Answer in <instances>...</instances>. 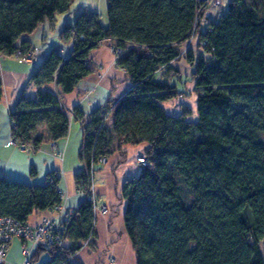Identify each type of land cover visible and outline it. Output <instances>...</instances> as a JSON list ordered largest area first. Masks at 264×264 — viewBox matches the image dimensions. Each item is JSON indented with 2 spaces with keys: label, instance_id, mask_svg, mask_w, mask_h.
Instances as JSON below:
<instances>
[{
  "label": "trees",
  "instance_id": "16d2710c",
  "mask_svg": "<svg viewBox=\"0 0 264 264\" xmlns=\"http://www.w3.org/2000/svg\"><path fill=\"white\" fill-rule=\"evenodd\" d=\"M72 4L0 0V55L29 53L34 47L21 39ZM206 12L203 0H107V27L96 11L80 12L59 35L73 42L72 52L52 49L28 79L36 97L22 92L10 112L15 144L37 151L57 143L70 129L62 98L92 74L91 52L104 41L124 51L117 67L131 87L123 97L87 118L73 110L83 128L75 183L87 184L91 167L96 173L100 160L122 147L147 146V164L121 191L136 264H264V0H232L202 30ZM179 60L192 68L183 82L172 65ZM186 82L192 91L179 87ZM193 95L195 112L184 106L175 115L164 106ZM60 180L59 172L39 186L0 176V217L28 222L60 205ZM75 210L69 246L48 252L47 264H74L83 243L95 238L93 204L85 199Z\"/></svg>",
  "mask_w": 264,
  "mask_h": 264
},
{
  "label": "crops",
  "instance_id": "0c3cea01",
  "mask_svg": "<svg viewBox=\"0 0 264 264\" xmlns=\"http://www.w3.org/2000/svg\"><path fill=\"white\" fill-rule=\"evenodd\" d=\"M76 0H73V3ZM206 1L207 12L202 22V30L216 22L224 14L232 0H203ZM95 11V10H93ZM76 16L66 14L57 15L53 23L41 24L32 35L24 36L22 41L32 47L42 49L44 57L58 47L66 49L70 43L62 42L59 38L66 24H73ZM111 41H104L94 49L89 58L92 74L81 80L74 91L63 96L62 105L70 121L68 135L57 142L62 158L54 155L48 143L43 144L36 154H28L19 149L14 143L10 112L14 108L22 92L30 98H35L37 89L27 85L34 70L42 63L37 59L35 64H24L11 56L0 55V80L2 84V98L0 100V176L29 185H43L48 174L60 173L59 189L62 192V205L66 208L77 209L85 200L76 188L75 175L81 172L83 165L79 160V152L83 144L82 125L74 118L73 110L79 108L86 118L96 108L104 106L109 100H118L131 87L126 74L119 69L111 52ZM178 70V76L188 77L192 68L184 60L172 64ZM176 80V78H173ZM181 82V83H182ZM179 83V81L177 82ZM186 91L193 90V83L178 84ZM49 90L57 92L56 85ZM184 104V103H183ZM174 113L175 115L180 114ZM166 108V105H164ZM183 106H187L184 104ZM182 106V107H183ZM196 109V106H195ZM194 109V110H195ZM167 110V109H166ZM192 110L193 112H195ZM172 113V112H171ZM147 149L146 145L124 146L121 151L114 153L106 165L100 166L94 175L97 205H106L109 212L105 215L95 214L96 236L79 251L71 261L74 264H136L135 254L130 239L125 230L124 213L126 203L122 199L121 191L126 180L139 175L141 167L137 158ZM34 170L35 176H31ZM43 213H35L28 219V223L36 225ZM68 245V242L65 244ZM50 254L44 252L36 260V264H47ZM22 242L15 240L7 255L6 264H22ZM114 259V263L109 262Z\"/></svg>",
  "mask_w": 264,
  "mask_h": 264
},
{
  "label": "built area",
  "instance_id": "2783aa9c",
  "mask_svg": "<svg viewBox=\"0 0 264 264\" xmlns=\"http://www.w3.org/2000/svg\"><path fill=\"white\" fill-rule=\"evenodd\" d=\"M73 42L66 46V49L58 47L57 51L61 55L67 56L72 52ZM42 50L38 47H34L26 55L18 52L14 55L18 61L24 64H35ZM112 55L117 65L118 59L124 54V51L120 49L111 48ZM17 145V144H16ZM51 152L59 158H62L63 153L60 151L58 144L50 142ZM19 149L28 154H36V151L32 145H17ZM142 156V157H141ZM137 158V164L145 166L147 161L144 155ZM108 160L102 158L100 160L101 165L107 164ZM95 169L92 166L87 184L77 187V191L90 201L94 206L95 214L105 215L109 212V208L106 205H97V193L95 185ZM75 209L66 208L62 205H57L52 209H49L43 213L39 222L36 225H31L28 222H20L11 217H0V264H6L7 255L10 247L15 240L22 242V264H36L34 261V255L38 250L50 252L54 249L60 250L66 244L67 226L75 215ZM90 243V239L83 243L86 247ZM110 263H114V259L109 258Z\"/></svg>",
  "mask_w": 264,
  "mask_h": 264
},
{
  "label": "rangeland",
  "instance_id": "374dc122",
  "mask_svg": "<svg viewBox=\"0 0 264 264\" xmlns=\"http://www.w3.org/2000/svg\"><path fill=\"white\" fill-rule=\"evenodd\" d=\"M84 10H95L99 15V20H100L101 25L104 27L108 26L107 0H76L72 4V6L70 7V11L67 13V15H70V16L72 15L75 17L78 12H82ZM71 42H69V43H71ZM42 56H43V54H42ZM42 56L41 55L39 56L38 62L43 60ZM181 103H182V105H181L180 110L182 109V106L184 104H186L189 109L194 110L195 106H196V98L193 95L191 98H188V99L185 98V99H180V100L177 99V100L170 101L167 104H165L166 109L168 112L177 113V112H179V107H180ZM48 145H49V143H48ZM49 147H50V145H49ZM88 246H89V244H88ZM260 248L262 251V255L264 256V243H262V242L260 243Z\"/></svg>",
  "mask_w": 264,
  "mask_h": 264
}]
</instances>
